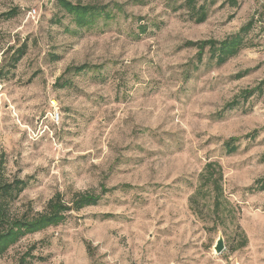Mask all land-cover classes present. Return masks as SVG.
<instances>
[{"label":"rangeland","instance_id":"obj_1","mask_svg":"<svg viewBox=\"0 0 264 264\" xmlns=\"http://www.w3.org/2000/svg\"><path fill=\"white\" fill-rule=\"evenodd\" d=\"M67 1L103 13L77 27L58 0H0V170L26 182L14 212L56 192L100 199L0 264L33 244L46 260L27 264H264V0H194L201 23L187 0ZM248 22L221 65L186 44ZM208 161L222 167L217 211L209 188L193 196Z\"/></svg>","mask_w":264,"mask_h":264},{"label":"trees","instance_id":"obj_2","mask_svg":"<svg viewBox=\"0 0 264 264\" xmlns=\"http://www.w3.org/2000/svg\"><path fill=\"white\" fill-rule=\"evenodd\" d=\"M62 8L72 18L73 23L77 27L90 26L98 17L103 13L102 10L97 9L94 6L72 4L67 0H58ZM187 6L194 11L193 17L196 23H201L206 19L207 9L204 5L198 7L195 6L194 0H187ZM15 11H7L1 14V17L9 18L13 16ZM251 26V22L246 23L240 28V30L232 35L227 36L221 41L215 40H202L196 42H187L188 46L197 47V60L201 61L202 54L205 47L211 51V56L216 57L217 64L221 65L228 61L230 58L237 55V53L246 47L244 34L247 33ZM26 51V46L23 44L17 49V53L12 58V65H15ZM86 66L73 67L75 72L82 71ZM70 68H67L69 70ZM253 91L247 92L248 95ZM233 106V105H230ZM233 139H229L225 142V146L228 151H234L235 146L232 144ZM1 157V156H0ZM2 160H0V167ZM222 167L217 161H208L203 167L200 173V182L196 189L194 197L201 194L202 191L210 189L213 199L214 210L221 208L222 197ZM26 182L20 178H14L13 180H7L0 170V257L21 238L28 234H34L44 231L50 227H54L63 222L66 216L72 211H79L85 206L95 205L100 199V196L93 195L88 192H78L72 201H65L60 192H56L46 202L45 206L41 210H32L30 207L27 211L14 212L12 210L13 203L17 199L18 195L25 188ZM261 190L264 189V183L261 184ZM193 201V199H192ZM246 237L241 240V245H245ZM35 244L30 246L29 251L25 252L19 258V264H27L31 262L30 259H37L45 261L46 256H37L31 253Z\"/></svg>","mask_w":264,"mask_h":264},{"label":"water","instance_id":"obj_3","mask_svg":"<svg viewBox=\"0 0 264 264\" xmlns=\"http://www.w3.org/2000/svg\"><path fill=\"white\" fill-rule=\"evenodd\" d=\"M224 249V243H223V238L220 236L215 245H214V251L216 253H220Z\"/></svg>","mask_w":264,"mask_h":264},{"label":"built area","instance_id":"obj_4","mask_svg":"<svg viewBox=\"0 0 264 264\" xmlns=\"http://www.w3.org/2000/svg\"><path fill=\"white\" fill-rule=\"evenodd\" d=\"M33 12H35V10H33Z\"/></svg>","mask_w":264,"mask_h":264}]
</instances>
